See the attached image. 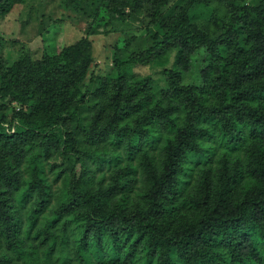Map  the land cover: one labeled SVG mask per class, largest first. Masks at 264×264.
<instances>
[{
	"label": "trees",
	"instance_id": "1",
	"mask_svg": "<svg viewBox=\"0 0 264 264\" xmlns=\"http://www.w3.org/2000/svg\"><path fill=\"white\" fill-rule=\"evenodd\" d=\"M48 1L84 36L0 55V264H264V0Z\"/></svg>",
	"mask_w": 264,
	"mask_h": 264
},
{
	"label": "rangeland",
	"instance_id": "2",
	"mask_svg": "<svg viewBox=\"0 0 264 264\" xmlns=\"http://www.w3.org/2000/svg\"><path fill=\"white\" fill-rule=\"evenodd\" d=\"M41 8L37 17L34 13L29 17L26 8L18 6L6 17L0 19L1 58L15 59L27 49L36 52L43 49L50 53L57 52L62 46L84 36V24L67 17V14L54 1L47 0ZM43 13L44 16H41ZM44 24L47 27L39 34L38 30ZM144 33L139 21L129 20L126 23L115 22L112 25V31L107 34L91 36L94 69L99 74L106 73L110 68L112 46L115 43L118 44L123 37L130 38ZM156 69V67L143 66L138 68V72L153 74Z\"/></svg>",
	"mask_w": 264,
	"mask_h": 264
}]
</instances>
